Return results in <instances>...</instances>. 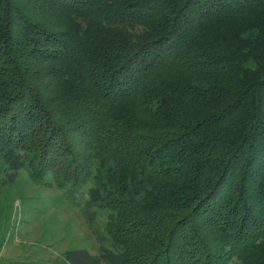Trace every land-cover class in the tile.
Listing matches in <instances>:
<instances>
[{"label":"trees","instance_id":"trees-1","mask_svg":"<svg viewBox=\"0 0 264 264\" xmlns=\"http://www.w3.org/2000/svg\"><path fill=\"white\" fill-rule=\"evenodd\" d=\"M21 169L110 211L65 264H264V0H0V190Z\"/></svg>","mask_w":264,"mask_h":264},{"label":"rangeland","instance_id":"rangeland-1","mask_svg":"<svg viewBox=\"0 0 264 264\" xmlns=\"http://www.w3.org/2000/svg\"><path fill=\"white\" fill-rule=\"evenodd\" d=\"M95 186L90 180L72 192L51 176L36 182L28 169H21L0 190V264H65V254L79 249L101 263V249H111L113 241L107 231L110 211L87 206ZM203 240L212 250L213 240Z\"/></svg>","mask_w":264,"mask_h":264}]
</instances>
